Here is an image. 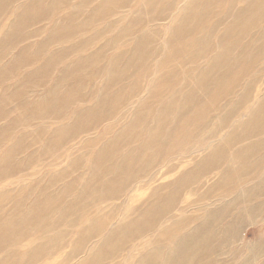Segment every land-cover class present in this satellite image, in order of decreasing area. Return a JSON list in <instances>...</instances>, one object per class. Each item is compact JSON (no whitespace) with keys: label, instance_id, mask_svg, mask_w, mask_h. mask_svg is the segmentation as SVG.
<instances>
[{"label":"bare ground","instance_id":"6f19581e","mask_svg":"<svg viewBox=\"0 0 264 264\" xmlns=\"http://www.w3.org/2000/svg\"><path fill=\"white\" fill-rule=\"evenodd\" d=\"M141 1L137 0L132 7L136 0H0V25L3 23V29H0V212L14 202V211L11 208L6 210L8 215L19 211L14 214L13 222L37 225V233L45 237L44 242L36 241L28 251H24L27 247H20V252H17L20 248H11L14 252L9 248L0 251V264H27L30 260L38 264V258L42 255L50 257L57 254L59 244H62L61 251L66 248L70 250L66 243L71 234L78 236V239L60 264H93L91 257L97 253L101 254L97 264H109L121 251L125 253L128 250L129 237L123 235L126 230L135 232L132 236H137V230H148L151 234L143 237L148 240L141 258L136 262L131 261V250L119 255L123 258L117 264H212L213 259V264H217L219 255L227 254L220 250L229 245L233 246L229 252L234 260L248 252L242 264H258L259 257L264 255V219L259 227L252 215L255 209L262 213L263 206L250 207L251 202L245 194V191L249 194L251 191L264 192V158L249 157V141H241L248 139L252 127L259 131L256 135H264V98L256 99L260 78L264 77V27L237 42L233 40L234 36L228 39L219 36L223 33L225 36L234 34L240 21L248 32H252L250 29L264 20V0H242V6L237 9L239 0H233L225 15L228 0ZM138 7L141 8L138 10ZM89 9L91 11L86 15ZM217 11L220 12L216 14ZM230 17L233 20L231 24L224 31H219ZM197 21L200 24L199 34L190 32L197 37H188L180 42L184 30ZM98 23H101L99 27L96 26ZM51 48L53 50L50 51ZM125 48L126 51L123 50ZM192 49L201 56L198 60L205 63L195 62L196 66L186 70L187 63L180 60ZM111 51H115V54L108 60ZM144 57V66L148 65L144 71L139 68L122 86L119 85L121 82L115 85L118 78L116 72L120 67H127L128 70L126 64H133L134 60L139 63ZM64 63L69 64V69L61 75L65 79L60 80L63 67L60 73L55 71ZM238 63L254 77L246 89V84L240 88L233 84L243 74L241 70H232L231 66ZM90 67L98 69L90 86V92L95 91L94 96L86 93L87 97L92 96L89 100L69 105L71 98L79 91L72 79L82 73L81 85L83 91H87ZM154 67L157 70L153 72ZM227 67L228 71L224 72ZM174 70L175 74L182 76L180 81L185 77V87L173 92L180 95L178 99L174 95L161 110L154 113L155 106L167 96H161L162 91L167 77ZM220 74H227L233 79L218 86L216 98L210 97L212 86L208 87V78ZM49 77L54 83L49 84L50 80L46 83ZM18 78L20 80L17 82ZM98 78L102 79L99 90L94 84ZM64 80L67 84H63ZM235 91L238 100L234 103L232 95ZM196 95L198 100L192 103ZM203 95L207 96L202 98ZM159 96L161 98L157 99ZM222 96L230 104L219 103L218 98ZM109 97L115 100L109 101ZM124 98L127 99L123 106L125 109L120 108L124 111L115 115L111 110L112 113L107 115L109 121L105 122H111L112 126L104 125L101 128L104 122L101 123L100 118L91 127L85 125L108 103L112 102L116 108V102ZM252 101L255 102L254 106L258 105L257 110L246 121L238 119L240 131L232 133V119L242 113L241 107L244 114L246 105L253 106ZM190 104L193 106L190 107ZM61 106L67 107L64 110ZM173 108L175 112L170 115L161 136L157 135L158 130L156 134L153 132V126H148V140L144 142L139 133L140 122L155 116L159 119L158 124L162 123ZM229 108L232 109L231 113ZM122 119L126 120L119 130L121 132L114 135ZM46 120L51 122L43 123ZM208 122L209 126L206 125ZM92 131L95 132L93 139L88 137ZM124 134L133 135L138 140L134 144L140 143L139 146L130 149L126 146L123 151L122 145L130 143L119 141ZM83 135L86 136L79 146L74 147L77 153L101 143L102 146L95 151L85 150L84 154L80 153L73 159L68 154L69 149L62 150L63 145L67 144L64 141H75ZM252 135V138H256L254 132ZM8 136L11 141L7 150L8 145L4 141ZM158 137L160 139L156 141ZM52 141L58 142L54 144ZM236 141L245 144L231 150L229 145ZM42 143L45 146L42 147ZM83 143L85 145L82 147ZM23 144L28 147L27 150L18 152ZM53 145L59 148H55L56 159L47 168L62 163L67 155L73 159L64 165L69 167L70 172L75 171L79 162L86 163L87 170L78 167L65 179L67 181L74 176L75 180L71 179L66 185L63 183L65 180L58 181L64 175L57 174V171L49 176L44 175L40 161L46 162L50 158ZM201 151L206 153L200 160L192 161L190 167L185 165L198 157ZM20 157L21 161L16 165ZM129 162L132 166L144 168L121 167ZM104 166L108 170L99 173V167ZM122 169L121 174L116 172ZM230 173L231 177L228 176ZM123 175L126 179H122ZM261 175L263 179H259ZM14 177L15 180L12 179ZM158 181L161 184L156 187L157 191L167 190L168 198L166 201V194L160 196L162 205L158 210L141 212L144 216L155 212L148 222L140 219L131 221L121 230L122 236H118L120 232L116 228H108L118 219L123 220L121 215L130 214V210L138 212L141 201L137 192L140 188H153ZM77 182L85 185L82 192L71 190ZM250 182H253L251 187ZM90 185L92 191L88 190ZM205 186L221 194L208 199L207 193L206 200L209 202L200 199L204 201L203 204L188 205L187 193L192 192L193 197ZM69 198L72 199L68 201ZM259 198L255 195L250 197L252 200ZM109 202L113 203L100 209ZM166 203H169L168 207ZM41 208L47 209L44 213H37ZM122 209L129 213H123ZM49 212H54L53 220H46L44 225L45 214ZM173 213L178 214L168 219ZM189 213L198 217L185 216ZM199 218L204 221L193 227ZM62 220L67 226L64 227L65 232L59 231ZM252 220L254 222L246 228L255 226L258 229L256 232L260 231L254 240L253 250L248 242L244 247L237 245L244 235L245 226L236 223ZM0 233L6 234L4 228L0 229ZM2 239L3 236H0V244ZM5 251L7 253L1 255ZM61 251L59 256L65 253ZM223 264H230V261H223Z\"/></svg>","mask_w":264,"mask_h":264},{"label":"rangeland","instance_id":"374dc122","mask_svg":"<svg viewBox=\"0 0 264 264\" xmlns=\"http://www.w3.org/2000/svg\"><path fill=\"white\" fill-rule=\"evenodd\" d=\"M77 1V0H76ZM101 0H99V2H100ZM223 1H225V0H223ZM227 1V0H226ZM229 2H228V5L226 6V12L224 13V15L229 11V8H230V4H231V2H233V0H228ZM242 0H239V2H238V4H236V9L237 8H239V7H241L242 6V2H241ZM124 2V1H123ZM144 2V0H142L140 3H143ZM135 3H137V0H136V2H134L133 3V5H132V7L134 6V4ZM223 2H221V4H222ZM16 6V5H15ZM96 6V5H95ZM131 7V8H132ZM202 7H203V4L201 5V9H202ZM16 7H14L13 8V10L15 9ZM141 7H138L137 9L139 10ZM200 9V10H201ZM12 10V11H13ZM91 11V9H89L87 12H86V15L89 13ZM208 12H210V11H208ZM220 11H217L216 12V14H218ZM231 12H233V11H231ZM232 14V13H231ZM249 15V14H248ZM247 15V16H248ZM221 18V17H220ZM0 21H1V19H0ZM171 20H169L168 22H170ZM233 20H232V17H230V19H228L222 26H221V28H220V30L219 31H224L225 29H226V27L227 26H229L230 24H231V22H232ZM216 22V20H214V23ZM4 23L6 24L7 23V20L6 21H4ZM121 24H123V23H121ZM120 24V25H121ZM45 25V24H44ZM43 25V26H44ZM101 25V23H98L96 26L97 27H99ZM1 27H0V29H3V23L0 25ZM123 26V25H122ZM195 26H196V28H195ZM238 26V27H237ZM41 27V26H40ZM40 27H38V28H40ZM199 27H200V24H198V21H197V23L195 24V25H192V26H189L188 27V29H185L184 30V32L181 34V38H180V42H183V40L184 39H188V37H197V36H193V34L194 35H198L199 34ZM212 27V25L210 26V28ZM236 29H237V31L234 33V34H231V35H226L225 36V33H223V34H219V36H223V37H225V39H228V38H232L233 36H234V38H233V40H235L236 42L237 41H240V40H242L243 38H244V36L246 35V36H250V35H252L255 31H257V30H261L263 27H264V20H262L256 27H252V29H250V30H252V32H248L247 31V28L245 27V25H243V23H242V21H240V23H239V25H236ZM117 31V30H116ZM190 32H193V34H190ZM115 32H113V34H114ZM240 35H242V36H240ZM201 36H203V35H201ZM43 37V36H42ZM42 37H40L39 39H41ZM44 38V37H43ZM182 39V40H181ZM194 39H196V38H194ZM194 39L193 40H191V43L194 41ZM42 42V41H41ZM192 45H194V44H192ZM121 46V45H120ZM95 47H93V49H94ZM110 48V47H109ZM108 48V49H109ZM149 49V48H148ZM51 50H53L52 48L50 49V51ZM123 50H127L126 48L125 49H123ZM20 50L18 49L17 50V52H19ZM217 53L218 52H216L215 53V55H217ZM74 54V53H73ZM112 54L114 55L115 54V51H111L110 53H109V55H108V57H107V59L109 60L111 57H112ZM187 57H189V58H191V59H187ZM201 56L199 55V53L196 51H194V49H192L191 51H189V52H186L185 53V55L183 56V58L180 60V62L183 60V63H187L186 65H185V69L186 70H188L190 67H194V66H196V65H194V63L195 62H198L199 64H201V63H205V62H203V61H201V60H198V58H200ZM154 58V57H153ZM72 60H73V58H71ZM145 57L143 58V59H141L140 60V62L139 63H137L136 62V60H134V62H133V64H126V65H128V70H127V67H124V66H122V67H120L119 69H118V71L116 72L117 73V75H118V78H117V80L115 81V85L117 84V83H119V82H121L119 85H123L124 84V82L126 81V80H128V79H130L132 76H133V74L134 73H136L137 72V70H139V68L141 69V71H144L146 68H147V64H146V66H144L145 65ZM186 59V60H185ZM154 59H152L150 62H152ZM185 60V61H184ZM71 61V60H70ZM105 62H107V60L105 59ZM5 64V63H4ZM3 64V65H4ZM198 64V65H199ZM64 65H65V67H64ZM63 67V71L61 70V68ZM232 67V70L234 71L235 69L237 70V71H242L243 72V74L241 75V76H239L236 80H235V82L233 83L236 87H238V88H240V86H243V85H245L244 86V89H246V87H247V85H249L250 84V82H251V80H252V78H254V77H251L253 74H251V73H248V72H250L249 70H246V69H242V65L240 64V63H238L237 65H232L231 66ZM2 67H0V69H1ZM170 68H171V66H170ZM67 69H69V64H60V66H59V68H57L56 69V73H60L61 71H62V73H60V75H59V77H60V80H63V79H65V78H62L61 77V75L63 74V72L65 71V70H67ZM93 69H94V67H90V69L88 70V72H90V76H87L88 77V81L89 82H87L86 84H88L89 85V88L87 89V91H83V86L81 85V83H82V81H81V79H82V73L80 74V76H78L77 78H75V76H74V78L75 79H72V81H73V83H77V85H78V92H76V94L71 98V102L69 103V105H72V104H74V103H84L85 101H87V100H89V98H91L92 96H94V90H92L91 92H90V86L91 85H93V79H94V77L96 76V73L98 72V69H94L95 71H93ZM61 70V71H60ZM155 70H157V67H154V69H153V72L155 71ZM181 70H183V69H181ZM228 71V67L227 68H225V71L224 72H227ZM172 73H174V74H172ZM168 77H167V81H166V86H165V88L163 89V91H162V95L161 96H163V95H167V96H164L163 97V99L159 102V104H157L156 106H155V108H154V110H153V112L155 113V112H157L158 110H161V108H162V106L170 99V98H172L174 95H175V97L178 99L179 97H180V95L179 94H175V93H173V92H176V90L177 89H181L182 87H185V83H184V78L180 81V79L182 78V76H180L179 74H175V70L172 72ZM222 73H223V70H222ZM56 75L57 74H55V76H54V78L56 77ZM197 76V74H195V76L194 77H196ZM58 77V78H59ZM101 78H102V76H101ZM136 78H137V76H136ZM91 79V80H90ZM134 80H136L135 79V77L133 78ZM233 78L231 77V76H229V75H227V74H220V75H218V76H215V77H209L208 78V81H207V84H208V87L209 86H212V90H211V94H210V97H214V98H216L217 97V89L219 88L218 86L220 85V84H225L226 82H228V81H231ZM20 80V78H18L17 79V82ZM50 80V83L49 84H52V83H54V82H52L51 81V77H49V78H47V80H46V83L48 82ZM101 81H102V79H100V78H98L97 80H95V88L96 89H100L101 87H102V84H101ZM71 82V81H70ZM63 84H67V82H66V80H64L63 81ZM195 84H196V82H195ZM194 84V85H195ZM52 86V85H51ZM193 86V84L190 86V87H188L189 89H191V87ZM258 88H259V90L256 92V99L257 100H261V99H263L264 98V77H262V78H260V83H259V86H258ZM147 89H148V87H147ZM169 89V90H168ZM189 89L188 90H186L185 92L186 93H188V91H189ZM97 90V91H98ZM224 90V89H223ZM169 91H171L170 93H168ZM222 91H220V93H221ZM86 93L89 95V94H93L91 97H87L86 96ZM196 93H197V91H196ZM219 93V94H220ZM110 94H114V92H110ZM170 94V95H169ZM198 94H199V96H200V91L198 92ZM219 94H218V96H219ZM236 94V91L234 92V95H232V99L234 100V103L238 100V97H237V94ZM239 94H240V92H239ZM161 96H159V97H157V99H160L161 98ZM207 95H203L202 96V98H204V97H206ZM216 96V97H215ZM225 96H222V97H219L218 99H219V103L220 102H222V104L223 105H227V104H230V103H228V99H224L223 100V98H224ZM200 99H201V96H200ZM113 100H115V99H113V97H109V101H113ZM126 98H124L121 102H119V101H117L116 102V106H118V107H116V108H114L115 106H114V104L111 102V103H108L107 104V107L106 108H104V109H102V111H100L98 114H96V115H94L95 113H92L94 116L91 118V121H89L88 122V124H85L86 126H88V127H91L92 125H94L95 123H97V118H100L101 119V123L102 122H104L103 123V126L101 127V128H104L105 126H112V123L111 122H105V121H109L108 120V118H107V115L109 114V113H112L113 111V113L116 115L118 112H121V111H124V110H120V108L121 109H125L123 106L126 104ZM198 100V98H197V95L192 99V103H195L196 101ZM208 100H209V98H208ZM180 103H181V99H180V101H179V103H178V106H180ZM252 103H253V106L251 105V104H249V105H246L245 107H244V109L246 110V112L243 114V109H242V107H241V110H242V113L240 114V115H238L236 118H233L232 119V121H231V132L233 133V132H236V133H238L239 131H240V125H238V123H237V120L238 119H240L241 120V122H243V121H246V120H248V118H249V116H250V114L254 111V110H257V108H258V105L256 104L255 106H254V104H255V102L254 101H252ZM69 105H67V106H69ZM67 106H61V107H63V109L65 110L66 108H64V107H67ZM86 106H87V104H86ZM193 106V104H190V107H192ZM230 106V105H229ZM231 107V106H230ZM230 109V108H229ZM29 109L27 108V111H28ZM112 110V112H110ZM126 110H127V108H126ZM125 110V111H126ZM251 110V111H250ZM172 112H175V110H174V108L168 113V115L166 116V118H165V120L162 122V123H160L159 122V124H158V118H156L155 116H151L149 119H145L144 121H142V122H140V125H141V128L139 129V133H140V135H141V139L144 141V142H146V139L148 140V132L146 131V127H148V126H153L154 127V133L156 134V131L158 130L159 131V133L157 134L158 136H159V134H160V136H161V134H162V132L164 131V129L166 128V125H167V123H168V121H169V119H170V115L172 114ZM225 112V111H224ZM232 112V109H230L229 110V113H231ZM62 113V112H61ZM242 114L244 115V116H242ZM54 116V115H53ZM52 116V117H53ZM51 117V118H52ZM112 117H113V115H112ZM111 117V118H112ZM125 120L126 119H124V121H123V119L120 121V125H119V127L118 128H116L115 129V133H114V135L120 130V128H121V126L124 124V122H125ZM117 121V120H116ZM51 121H48V120H46V121H43V123H50ZM105 125V126H104ZM206 125H208L209 126V122L206 124ZM235 126H237L236 127V129H235ZM168 127H170V126H168ZM167 127V128H168ZM37 129V128H36ZM35 129V130H36ZM102 130V129H101ZM99 131V132H102V131ZM121 131H119V133H120ZM252 132H254V137H256V138H252ZM95 132L94 131H92V133H89V138H91V139H93L94 137H95V134H94ZM235 133V134H236ZM259 133V131L256 129V128H254V127H252V128H250V131H249V135L247 136V138L248 139H245V140H241L242 142L243 141H262L263 139H264V135H262V136H260V135H256V134H258ZM123 134V133H122ZM121 134V135H122ZM204 134H206L207 136H208V134L207 133H204ZM86 136V135H85ZM84 135L83 136H81V137H78L75 141H64L65 143H67V144H65V145H63L64 147H63V151L64 150H66V149H69V152H68V154L72 157L73 156V159H75V157L77 156L78 157V154H80V153H85V150H91V151H95L96 149H99V148H101V146H102V143H101V145L99 144L98 146H91V147H87L86 149H84V152H80V153H77V149L76 150H74V147H76V146H79V143L81 142V139L82 138H84L85 137ZM199 136H200V134H199ZM204 137H206V136H204ZM220 137H221V135H220ZM251 137V138H250ZM10 137L8 136L7 138H5V144H6V146H7V150L9 149V147H10V141L11 140H8ZM158 139H160V137H158L157 139H156V141L158 140ZM40 140V139H39ZM119 141H130V143L129 144H124V145H122V148H123V151L125 150V147L127 146L129 149H130V147H136V146H139V144L140 143H138V144H134V141H138L137 139H135L134 138V136L133 135H129V134H124V136L122 137L121 136V138H120V140ZM140 141V140H139ZM241 141H236V142H234V144L235 143H237L238 142V144H237V146L236 145H234V144H231V145H229V148H231V150H233V149H235V148H237V147H241V146H243L244 144H245V142L244 143H242L241 144ZM52 142H54V144L56 143V142H58V141H52ZM194 142V141H193ZM27 143V142H26ZM25 143V144H26ZM37 143V142H36ZM249 143V142H248ZM25 144H23V145H21L20 147H19V149H18V152L19 151H21V153H23V152H25L26 150H27V148L28 147H26L25 146ZM42 145V147H43V143L41 144ZM83 145H85V143H83L82 144V147H83ZM45 146V145H44ZM54 146V145H53ZM73 146V147H72ZM72 147V148H71ZM232 147H234L233 149H232ZM55 148H59V147H56V146H54V148L51 150V152L49 153V155H50V158L45 162V161H43V160H41L40 162H41V164L43 165V167H42V173L44 174V175H51V174H53V173H55L56 171H57V174H60V175H64V178H62V179H59L58 181H63V180H65L70 174H73L75 171H76V169L78 168V167H82V169L83 170H87V165H86V163H84V162H79L78 164H77V166H76V169H75V171L72 173V172H70V169H69V167L67 168L66 166H64V165H66V162H69V161H72L73 159L70 157V156H67V155H65L64 156V158H63V162L62 163H59L58 162V164L56 165V166H54V167H52V168H47L53 161H55V156H54V153H56V151H55ZM35 149H33L30 153H28V155H30L33 151H34ZM264 151V150H263ZM17 152V153H18ZM206 152H203V151H201V153H200V155L198 156V157H195V159H193V160H191V161H189V162H187L185 165H188L189 167L190 166H192V164H191V162L192 161H194L195 160V162H197L198 160H200L202 157H203V155L205 154ZM38 154L39 155H41V152H38ZM60 154V152L59 153H57V155L56 156H58ZM27 155V154H26ZM249 156V155H248ZM249 157H253V156H249ZM46 158V157H45ZM21 161V157L19 158V159H17L16 160V162H15V164L17 165L19 162ZM34 166H35V164H33V166H32V169L34 168ZM92 166H93V163H92ZM123 169H127V168H129V169H136V170H139V168H144L143 166H132L131 165V162H129V163H126V164H124V165H122L121 166ZM92 168V167H91ZM106 168V166H104V167H99V173H101L102 171H104V170H108V169H105ZM123 169L122 170H117L116 172H118L119 174H121V172L123 171ZM141 170H144V169H141ZM21 175V174H20ZM107 175H109V174H107ZM228 176H232V173H230ZM16 177H19V175L18 176H16ZM16 177H14V178H12L13 180H15V178ZM74 177V176H73ZM69 178L67 181L65 180L63 183L66 185V184H68L69 183V181L71 180V179H74V178ZM212 178H213V176H211ZM197 178V177H196ZM214 178H215V175H214ZM122 179H126V177H125V175H123V177H122ZM48 180V179H47ZM75 180V179H74ZM148 180H150V179H148ZM169 180V179H168ZM203 180V179H202ZM219 181V180H218ZM254 182V181H253ZM253 182H250V187H251V185L253 184ZM73 183V182H72ZM93 184V183H92ZM161 184V181H158V182H156L154 185H153V188H151V189H149V190H147L146 188L145 189H143V188H140L141 190L139 191V192H137V194L139 195V197H140V203H139V205H138V207H140V210L138 211V212H135L134 213V210H130L129 212H130V214H128V215H121V217H123V220H121V219H118L114 224H112V225H110L109 224V226H108V228L110 229L111 227H113V228H116V231H118V232H120L119 234H118V236L120 235V236H122V229H124V228H126L127 226H128V224L131 222V221H133V220H136V219H140L142 222H144V223H146V222H148L149 221V219H151L152 218V214L153 213H155V212H152L151 214H149V215H147V216H144V215H141V212H144L145 210L147 211V210H152V209H159L160 207H161V205H162V203H161V200L159 199L160 198V196L161 195H165L166 194V192H167V190H165V189H163V190H161L160 192H158L157 191V189H156V187L158 186V185H160ZM61 185V184H60ZM84 187H85V185H80V183L79 182H77V184L76 185H74V187L71 189V190H73V189H75V192H79V191H81L82 192V190L84 189ZM58 189V188H57ZM56 189V190H57ZM213 188H209V186H205V188H203L202 190H200L199 192H197L196 194L197 195H195V196H193V197H191V194H193L192 192L191 193H187V198L189 199V202H188V205H198V204H203L204 203V201L206 200V194L208 193V199H212L213 197H218L220 194H221V192H218V191H215L214 189L212 190ZM11 190H13V189H11ZM88 190H90V191H92V189H91V185H90V188H88ZM210 192H214V194L212 195ZM78 194H80V193H78ZM237 194H239V192L237 193ZM13 195H14V193H13ZM67 197V196H66ZM167 198H168V194H166V196H165V200L167 201ZM64 199V198H63ZM72 199V198H71ZM70 198L68 199V201H70L71 200ZM200 199H202V200H204V201H199ZM208 199L206 200V202L205 203H207V202H209L208 201ZM263 199H264V197H263ZM216 200V199H215ZM262 200V199H261ZM214 201V200H213ZM194 202V203H193ZM111 203H113V202H109V203H107V204H103L101 207H100V209H104V208H106L109 204H111ZM263 203V202H262ZM6 205H8V204H6ZM13 205H14V202L13 203H11L10 205H8L5 209L7 210V209H9V208H11L12 210H13ZM168 205H169V203H166L165 204V206H167L168 207ZM182 207H184V205H182ZM196 208H198V207H196ZM47 208H41V209H39L38 211H37V213H44V211L46 210ZM6 210H2L1 212H0V229L1 228H4V232L6 233V234H4V235H1V233H0V236H3V239L1 240V244H0V251H2V250H6V248H9V250L11 251V252H14V251H12L11 250V248L13 249V250H17V249H19L20 247H27V248H25L24 249V251H28V250H30L31 249V247H33L34 246V244H35V242L37 241V242H39V241H45V240H43V238H45V237H40V233H37V231H38V226L37 225H33V224H31L30 222H27V223H25V224H19V223H17L16 221L15 222H13V219H14V214H16V213H19V211H17L16 213H14V214H7V211ZM14 211V210H13ZM121 211H123V213H129V212H127V210L126 209H122ZM96 214V213H95ZM94 214V215H95ZM176 214H178V213H176ZM176 214H171V215H169L168 216V219H172V217L174 216V215H176ZM46 215V219L43 221V224L45 225V221L46 220H53L52 219V217L54 216V212H49V213H47V214H45ZM173 215V216H172ZM187 215H196V217H198L197 216V214H193V213H189V214H185V216H187ZM262 215H264V212L262 213ZM126 216H128V218H125ZM200 216H201V214H200ZM66 217V215H64L63 216V218H65ZM189 217V216H188ZM154 218V217H153ZM263 218H264V216H261V217H259V219H257V223H258V226L259 227H261L262 225H259L262 221H263ZM204 220L202 219V218H199V220L197 221V223L196 224H193L192 226L194 227V226H196V225H198V224H200V223H202ZM12 222V223H11ZM62 222H63V220H62ZM172 221H170V223H171ZM169 223V224H170ZM84 226H86V225H84ZM83 226V227H84ZM67 228V226H66V224L63 222V225H62V227L59 229V231H63V232H65L66 231V229L65 228ZM90 227V226H89ZM247 227V225L243 228V232H244V235H243V237L241 238V240H240V238H239V241L237 242V245L238 246H243L244 247V245L248 242V244H249V246H252L250 249L251 250H253L254 249V240L256 239V235L257 234H259V232L260 231H257L256 232V230H258V229H255V226H252V227H249V228H247L246 230H245V228ZM258 227V228H259ZM95 228H97L96 226H95ZM257 228V227H256ZM140 230V229H139ZM58 231V230H57ZM72 231H74V230H72ZM149 231L148 230H145V231H138L137 230V233H136V235L137 236H132V234L134 235V233L135 232H132V233H129V230H126L124 233H123V235L124 236H128L129 238H128V241H127V251H125V253L123 252V251H121V253L119 254V255H125L126 253H129L131 250V261H133L134 260V262H136L139 258H141V253H142V251H143V247H144V245H145V242L148 240L147 238H143V237H145V236H150V234L151 233H148ZM158 232V231H157ZM100 233V232H99ZM254 234H255V236H254ZM97 236V235H96ZM221 237H223V236H221ZM169 238H171V237H169ZM78 239V236H75L74 234H71L70 236H69V241L67 242V240H66V244L68 245L69 244V247H70V250L73 248V244L75 243V241ZM118 239V237L116 238V240ZM57 244V243H56ZM89 245V244H88ZM91 246H92V244H90ZM57 246H58V244H57ZM61 247H62V244H59V251H57V254L56 253H54L53 255H51L50 257L49 256H47V255H42L41 256V258H38V260L40 259V261L38 262V264H60L61 262L63 263L64 262V260H65V258H66V255H67V253L70 251L69 249H62L63 251H65V253L63 254V255H61V256H59V252L61 251ZM146 247V246H145ZM232 247L233 246H227V247H224L222 250H220L221 252H223V253H227V254H225V255H219L220 256V258H218V259H216V261H217V264H223V261L224 262H226V261H230V264H242V262L244 261V259H245V256H247L248 255V252L246 253H244L243 255H240V257H238V259H236V260H234L235 258H233L232 256H231V254H230V250L232 249ZM22 249L20 248V250L19 251H17V252H20ZM63 251H61V252H63ZM249 251V250H248ZM250 252V251H249ZM4 253H7V251H5V252H3V253H1V255H3ZM253 253V252H252ZM98 254V253H97ZM97 254H95V255H93L92 257H91V261L90 262H92L93 264H97L98 262H99V257L101 256V254H99V255H97ZM119 255L117 256H115V258H114V260L112 259L111 261L112 262H110L109 264H117L119 261H120V259L122 260V256H121V258L119 257ZM43 257H46V258H43ZM43 258V259H42ZM259 258H261L260 260H258V264H264V255L263 256H260ZM80 260V259H79ZM214 260V259H213ZM213 260L210 262V263H212L213 264ZM13 262H10L9 264H12ZM27 264H35L33 261H28L27 262Z\"/></svg>","mask_w":264,"mask_h":264},{"label":"crops","instance_id":"0c3cea01","mask_svg":"<svg viewBox=\"0 0 264 264\" xmlns=\"http://www.w3.org/2000/svg\"><path fill=\"white\" fill-rule=\"evenodd\" d=\"M259 143V144H258ZM258 143H256V141H249V144H250V149L251 150H247V152H248V155L249 156H253V157H257V158H264V141H259ZM258 171V170H257ZM263 175H261L260 177H259V179H263V177H262ZM251 178H254L253 176H251ZM249 189V188H248ZM248 189H246V190H248ZM245 194H246V199L249 201V202H251L250 204H251V206L250 207H254V206H256V208H259V207H261V206H259V205H261L262 204V206L263 207H261L262 208V213L264 212V199H263V197H264V192H262V193H259V192H254V191H251V193L249 194L247 191H245ZM254 195L256 196V197H260L259 199H256V200H252V199H250V197H254ZM262 199V200H261ZM263 202V203H262ZM250 210H252V208L250 209ZM262 213H261V211L260 210H258V209H255V211H254V214H252L253 216H254V219H255V222L257 223V219H259V217H261V216H264V215H262ZM237 216H238V214H236ZM231 219H233V218H231ZM264 219V218H263ZM254 221L252 220V221H250V222H246V221H243V222H241V221H238V222H236V223H238V224H240V226H246V225H248V226H250L252 223H253ZM262 223V222H261ZM258 224V223H257ZM256 224V225H257ZM247 228H245V230H246Z\"/></svg>","mask_w":264,"mask_h":264}]
</instances>
